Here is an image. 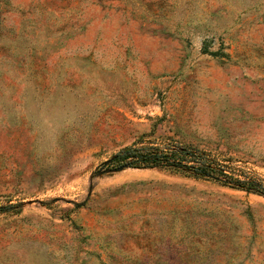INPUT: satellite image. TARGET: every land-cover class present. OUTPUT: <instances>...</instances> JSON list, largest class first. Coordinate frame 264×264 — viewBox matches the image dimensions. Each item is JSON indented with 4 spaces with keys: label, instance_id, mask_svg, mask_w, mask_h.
I'll use <instances>...</instances> for the list:
<instances>
[{
    "label": "rangeland",
    "instance_id": "rangeland-1",
    "mask_svg": "<svg viewBox=\"0 0 264 264\" xmlns=\"http://www.w3.org/2000/svg\"><path fill=\"white\" fill-rule=\"evenodd\" d=\"M184 145L264 181V0H0V264H264V196L110 163Z\"/></svg>",
    "mask_w": 264,
    "mask_h": 264
},
{
    "label": "trees",
    "instance_id": "trees-1",
    "mask_svg": "<svg viewBox=\"0 0 264 264\" xmlns=\"http://www.w3.org/2000/svg\"><path fill=\"white\" fill-rule=\"evenodd\" d=\"M218 56L217 54H213ZM114 162L131 168L159 169L179 173L194 179L215 180L224 179L225 183L234 189H241L264 196V181L250 176H228L226 171L216 163L209 161L203 153L188 146H178L172 149L126 148ZM7 207L0 210H10Z\"/></svg>",
    "mask_w": 264,
    "mask_h": 264
},
{
    "label": "water",
    "instance_id": "water-1",
    "mask_svg": "<svg viewBox=\"0 0 264 264\" xmlns=\"http://www.w3.org/2000/svg\"><path fill=\"white\" fill-rule=\"evenodd\" d=\"M114 160H115V158H114ZM114 160H112L110 163L114 162Z\"/></svg>",
    "mask_w": 264,
    "mask_h": 264
}]
</instances>
